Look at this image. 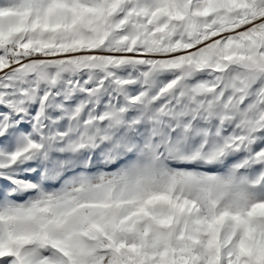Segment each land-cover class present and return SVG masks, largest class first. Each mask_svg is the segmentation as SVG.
<instances>
[{
    "label": "snow or ice",
    "instance_id": "snow-or-ice-1",
    "mask_svg": "<svg viewBox=\"0 0 264 264\" xmlns=\"http://www.w3.org/2000/svg\"><path fill=\"white\" fill-rule=\"evenodd\" d=\"M0 264H264V0H0Z\"/></svg>",
    "mask_w": 264,
    "mask_h": 264
}]
</instances>
